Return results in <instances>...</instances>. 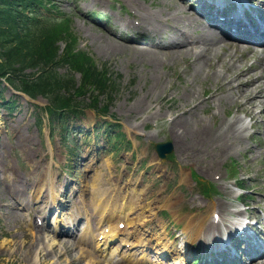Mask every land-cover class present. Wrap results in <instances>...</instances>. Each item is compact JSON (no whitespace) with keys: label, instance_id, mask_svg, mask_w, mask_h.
I'll return each mask as SVG.
<instances>
[{"label":"rangeland","instance_id":"rangeland-1","mask_svg":"<svg viewBox=\"0 0 264 264\" xmlns=\"http://www.w3.org/2000/svg\"><path fill=\"white\" fill-rule=\"evenodd\" d=\"M257 2L264 7V0ZM58 3L60 11L68 12L72 16L71 26L77 35L79 49L87 52L96 65L101 67L105 64L109 71L119 74L121 79L118 87L109 93V101L106 100L105 94L99 95L97 110L88 106L91 96L84 97V112L76 117H69L65 124L68 129H73L68 138H61L62 132L58 127L60 123L50 124L44 110L47 105L44 98L31 99L24 94L15 93L5 84L0 85V264H30L34 249L40 245V242L34 244L32 241L37 235H43V232H37L29 224L33 214L16 210L15 202L12 210L15 214L6 217L7 209L12 208L11 193L20 195V198L26 201L32 196L33 199L35 192L29 194V188L23 193L22 186L40 181L43 183L42 190L50 194L48 183H45L44 179L51 178L55 188L54 196L64 204L79 192L88 199V185L93 184L96 175H101V188L109 190L112 194L119 192L118 204L133 203L136 200H141L138 202L140 205L153 204L162 192L168 195L171 194L169 191H175L174 194L180 203L173 208L184 203L186 210L196 213L197 208V211L204 210L205 204L211 206L214 202H225L244 210L235 196L225 195L224 190L220 188L219 183L224 180L232 189V193L248 204L249 214L253 216L252 221L256 219L259 222L255 228L257 234L264 232V224L261 223L264 218V130L261 127L252 125L246 131V138L241 143H235L238 147L219 160H211V156L205 154L196 157V151L190 156H185L176 148L164 161L155 154V143L173 142L172 131H176L178 127H170L169 118H175L180 111L187 110L190 103L195 104L196 94L198 97L203 96L204 88H210L213 79H204L206 69L196 76V66L193 61L190 63V58L174 54L169 49L165 50L164 46L169 43V38L158 41L156 32L131 30L123 24L130 22L136 26L141 22L140 10H144L155 13L161 30L168 34L170 30L165 29L166 24L174 22L172 10L180 7V0H58ZM198 3V0H185L183 10L176 14L195 15L191 5L199 10L201 8ZM91 12L100 15L92 19L89 16ZM131 13L136 15L131 17ZM103 17H107L106 24L103 23ZM165 17L166 22L163 21ZM203 20L199 18L201 23H205ZM207 24L210 25L211 31L220 37L219 30L216 31L217 28L212 27L209 22ZM187 27L191 39L201 32L196 29V23H189ZM155 54H159V62L150 60V55ZM251 55L248 56L249 64L256 61ZM61 73L64 74V71L61 70ZM75 80L79 82L80 76L76 75ZM209 91L206 90L207 93ZM96 94L95 91L94 95ZM186 94L188 97H185ZM108 102L109 116L99 117L95 112L99 113V108ZM5 103H9L11 107H6ZM233 110V106L221 108L209 102L208 105H203L198 115L211 126L214 123L209 118L211 113L216 112L215 121L219 123L225 117H232ZM189 113L194 114L195 121L196 108L185 115H188V118ZM41 119L43 121H40ZM244 121L249 124L254 122L250 117H245ZM108 122L119 125L112 130L113 133L123 135L116 150L106 143L110 131H105L104 128L99 131L96 129L97 126ZM261 123L262 121L259 122ZM49 124L57 132L54 136L48 134ZM182 129L183 127L179 126L177 131ZM131 152L133 156L129 155ZM208 152L211 153L210 150ZM207 161L213 162L219 172L211 171L207 174L199 170V166ZM167 173L172 177L170 180L166 177ZM182 173L183 181L179 177ZM234 181L247 190L244 193L246 195L241 196L242 193L235 188ZM212 187H216L217 193L210 194ZM133 195L136 197L132 198ZM41 197L40 195L39 199L30 201L35 208L47 203H42ZM255 204L260 207H254ZM52 211L55 212L54 209ZM154 211V214H157L156 219H151L141 233L146 237H155L156 234L151 230L155 228L159 230L158 236L162 233L159 225L161 223L165 225L166 230L164 243L168 242L171 247L174 243L175 246L180 244L181 240L177 239L176 235L180 226L178 219L174 215L170 216L168 208L159 212L155 208ZM137 214H141L140 207L131 218ZM26 215L30 217H25ZM62 216L59 215L58 218L61 219ZM55 217L56 214L52 216L50 213L47 221H56ZM45 227L49 229V224ZM64 230L67 231V228ZM98 233L99 229L94 231V239ZM46 236L50 239L49 233H46ZM193 244H196V239ZM75 246L74 250L67 249L58 256L54 244V248L50 247L48 252L38 254L40 264H96V259L81 254V250L87 246ZM113 247H117V244ZM124 251L126 248L120 252ZM191 260L186 264H190Z\"/></svg>","mask_w":264,"mask_h":264},{"label":"bare ground","instance_id":"bare-ground-1","mask_svg":"<svg viewBox=\"0 0 264 264\" xmlns=\"http://www.w3.org/2000/svg\"><path fill=\"white\" fill-rule=\"evenodd\" d=\"M222 1V0H219ZM241 1V0H236ZM180 7H176L172 10L173 23L166 24L165 29H169L168 34H164L161 30L159 21L156 20L155 13L140 10L141 22L133 26L134 28H140L142 30H147L151 32L158 33V39L169 38V44H166L164 49H169L174 52V54L184 55V57L190 58V63L194 62L196 66V76L198 73L205 72L204 79L212 77L213 81L210 84V88H204L203 96H197L196 103H190L188 109L185 111H180L177 117L169 118L170 127L176 126L183 129L179 132L172 131L173 142L172 145L177 149L179 153H184L185 156H190L196 151V157L202 154L210 155L211 160H219L222 156L228 155L231 150L238 147L243 139L246 138V131L252 126L261 127L264 130V45L261 50L256 52L254 48L246 46L244 43V36L232 35L230 40H226V34L223 33L221 38L212 33L209 26L206 24L198 23L199 18L193 13H187L185 16L177 15L176 13L183 10L182 6L185 4V0H180ZM243 4V3H242ZM167 17L163 21L166 22ZM172 20V19H171ZM138 21V20H137ZM141 23V24H140ZM180 23V25H179ZM189 23H196V29H200V33H196V36L191 39V35L188 33ZM126 26L130 27L129 23H124ZM196 38V39H195ZM255 47V46H254ZM255 52V53H253ZM254 54L256 57V63L249 65L247 63L248 56ZM194 56V57H193ZM194 58V59H193ZM150 60L159 62V54L150 55ZM206 90H210L209 93ZM188 97V94L185 95ZM211 102L218 107L225 108L227 105L233 106L232 117H225L217 123L215 121L216 112L211 113L210 119L214 121L213 125H208L206 120L198 115V111L203 107V105H208ZM196 108V119L194 121V114L185 116L188 112ZM187 112V113H186ZM208 112V110H207ZM240 114H244L241 116ZM245 117H250L254 122L252 124L246 123ZM262 121L261 124L259 122ZM185 137V138H184ZM184 139V141H183ZM204 149V150H202ZM206 149V150H205ZM211 151L209 153L208 151ZM204 165L199 166V170L206 172L207 174L211 171L218 173V168L213 165L210 161L203 162ZM210 165V166H208ZM184 175L181 174V180H183ZM45 183H48L47 189L50 194H46L43 188V183L36 181L35 183H30L29 185L35 188L34 198L31 200L39 199L40 195L45 203L48 199H51V194H54L51 180L44 179ZM101 175H96L94 178V183L91 185V191L89 193V204H84V211L86 212L85 221V231L91 234V217L92 215L97 219V224H103L110 221L114 216L123 218L124 228L122 230L118 229V221L116 225L108 226V234L105 236L104 240L96 241L95 251L100 252V263L107 264L118 261H113L114 252L108 253L106 256L102 252H106L108 248V242H111L120 234H126L125 239L121 240V243L129 245V247H140V252L126 254L120 257V264H151L156 263L153 257L148 256V250L153 247L159 253L160 247L165 251L166 255L172 259V264H183L182 251L188 248L193 241L196 239V245H202L206 247L205 244L211 242L212 244H225L222 239V235H230L233 231H237L242 227L251 226L253 222H244L246 218L245 212L236 209H228L233 206L232 203L221 204L220 202H214L211 206L205 204L204 210L202 212L197 211L196 213L190 212L185 215H178L181 222H184V226L181 228L180 233L186 236L183 241V247L173 248L170 247L165 242L164 232L165 225L159 224L162 233L157 236V229L151 228L156 234L155 237H146L141 230L147 228V224L151 219H156L154 214L155 208L158 207H175L180 203V201L175 196L164 195L161 193L157 200L153 204L145 203L143 205L138 204L141 200H136L133 203L118 204L120 199V194L108 192L105 189H101ZM220 188L224 190L225 195H230L233 197L232 190L225 181H220ZM100 187H99V186ZM26 184H23L21 191L25 192ZM40 186V187H39ZM42 190V191H41ZM19 194V193H18ZM108 196V198H107ZM128 196L131 197V193L128 192ZM129 197V198H130ZM136 196H132L135 198ZM138 197V196H137ZM10 198L12 201L10 206L11 210L8 208L7 216L15 214L13 210L14 202L19 204L22 209L29 210V203H24L25 200L20 199V195H13L11 193ZM139 198V197H138ZM55 204V201H53ZM5 204V207H7ZM140 207L141 214L130 218L132 214L137 211ZM254 207H260L259 204H255ZM18 209V207H17ZM194 210V209H193ZM35 214H41L42 209H33ZM211 213V214H210ZM218 219L216 222L211 220L214 219V214H218ZM176 215V214H175ZM230 215H237L238 217H230ZM210 216H212L210 218ZM244 222L245 226H239L240 222ZM57 223L59 221H56ZM129 228L132 231H129ZM60 229H58L59 231ZM44 231V229H42ZM201 234L200 239H198ZM61 235H68L66 233H61ZM157 236V237H156ZM198 239V240H197ZM47 239L46 234L43 236L37 235L32 243L40 242V245L34 249V255H31L30 264H40L38 259V254L48 252L50 247L54 248V244L58 253H63L67 249H73L75 245L68 241H60L56 239ZM43 244V246H41ZM214 247V246H212ZM32 248V247H31ZM116 253L117 251L114 250ZM86 254H89V250H86ZM116 255V254H115ZM132 257V259H131ZM131 259V260H130ZM147 260V261H146ZM248 260V261H247ZM147 262V263H146ZM149 262V263H148ZM157 264H164L161 261ZM209 264V263H207ZM235 264H264V255H260L257 258L250 259L249 256H244V259L237 261Z\"/></svg>","mask_w":264,"mask_h":264},{"label":"trees","instance_id":"trees-1","mask_svg":"<svg viewBox=\"0 0 264 264\" xmlns=\"http://www.w3.org/2000/svg\"><path fill=\"white\" fill-rule=\"evenodd\" d=\"M58 4V0H0V82L31 98H46L48 113L62 121L66 114L85 108L87 95L88 106L94 109L99 95L110 99L120 75L105 64L99 67L79 49L71 16Z\"/></svg>","mask_w":264,"mask_h":264},{"label":"water","instance_id":"water-1","mask_svg":"<svg viewBox=\"0 0 264 264\" xmlns=\"http://www.w3.org/2000/svg\"><path fill=\"white\" fill-rule=\"evenodd\" d=\"M156 150H157L158 155L161 158H164L165 153H169L172 150V145L170 143L159 144V145H156Z\"/></svg>","mask_w":264,"mask_h":264}]
</instances>
